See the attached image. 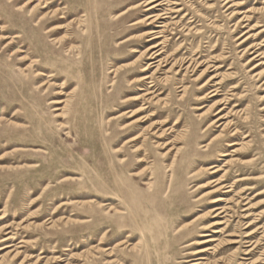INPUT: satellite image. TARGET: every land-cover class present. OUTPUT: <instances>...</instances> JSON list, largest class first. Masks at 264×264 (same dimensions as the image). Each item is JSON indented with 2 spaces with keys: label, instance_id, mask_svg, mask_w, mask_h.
Returning a JSON list of instances; mask_svg holds the SVG:
<instances>
[{
  "label": "rangeland",
  "instance_id": "obj_1",
  "mask_svg": "<svg viewBox=\"0 0 264 264\" xmlns=\"http://www.w3.org/2000/svg\"><path fill=\"white\" fill-rule=\"evenodd\" d=\"M145 1L0 0L1 264H264V0Z\"/></svg>",
  "mask_w": 264,
  "mask_h": 264
},
{
  "label": "bare ground",
  "instance_id": "obj_2",
  "mask_svg": "<svg viewBox=\"0 0 264 264\" xmlns=\"http://www.w3.org/2000/svg\"><path fill=\"white\" fill-rule=\"evenodd\" d=\"M164 1H166V0H148V1H145L144 2V4H145V6L146 7H149V9L147 10V11H155L156 9H158L159 7H161V6H163V4H164ZM41 2V1H40ZM50 3L49 2H47V3H45V6L43 7V8H47L48 6L47 5H49ZM140 5H143V3H141ZM137 7H140V6H136L135 8H137ZM134 8V9H135ZM60 9H58V10H56V11H54V12H50V13H48V14H55V13H57V12H60L59 11ZM110 11V9H108V10H105L104 11V13H108ZM92 12H93V15H94V9L92 10ZM157 13V12H156ZM45 16H47V15H44V17ZM82 17H84V16H82ZM158 17L159 16H157V17H150L149 19L150 20H152V21H154L155 19H158ZM94 19V18H93ZM116 21H117V23L118 22H120L121 21V14H119L118 16H117V18H116ZM88 29H92V26H91V23H90V25L88 26ZM94 40H99V39H103V38H105V31H98V28H96V27H94ZM158 34H160L159 32H156V31H152V33L151 34H149V35H151V36H157ZM19 36H16L15 38H18ZM159 37H153L151 40H155V39H158ZM58 40V39H57ZM129 40H127V41H125V42H123L122 44H124V43H126V42H128ZM120 45H121V43H120ZM105 47V49H106V46H104ZM160 47V44H159V46H152V47H150V48H148L146 51H145V54L146 55H149V54H151V57H149V59H157L158 57H160L161 55H163V51H162V49H160V50H156L155 51V49H158ZM104 49V50H105ZM154 65V63H150V64H148L147 66H146V68L143 70V72L144 73H147L148 71H150V69H152V68H154L155 66H153ZM159 65H160V62H159ZM189 67H190V65H189ZM189 67H188V69H189ZM258 67L259 66H257L255 69H258ZM157 69H159V66H157ZM156 69V70H157ZM121 71V70H120ZM113 72H118V70H114ZM112 72V73H113ZM39 75V74H38ZM41 75H43V74H41ZM258 76H261V73L260 74H257ZM153 80H154V74H152V75H144V76H141L138 80H136V81H134V83H137V84H143V83H145V82H147V81H149L150 83L149 84H153L154 82H153ZM166 81H168V78L166 79ZM39 87H42V86H39ZM38 87V88H39ZM152 87H154V85H151V87H150V89L149 90H147V92L144 94V95H142V96H138V97H135V98H133V99H127L126 101H125V103L126 104H129V103H133V102H141V101H149V102H152V101H156V103H155V105H159V100H158V98H155L154 99V97H151V98H149L150 96H152L153 95V92H150V90L152 89ZM184 93H186V92H184ZM148 98V99H147ZM51 104L52 105H62V104H64V101H62V100H58V101H53V102H51ZM57 107V106H56ZM146 108H140V109H137V110H134V111H128V112H126L125 114H128V113H131V115H130V118L131 117H134V115H136V114H138L140 111H143V110H145ZM61 110V108H56L54 111H60ZM224 109H221L218 113H222V111H223ZM124 114V115H125ZM61 115L62 114H59V115H57L56 117H61ZM121 118V116H118V117H115V118H112L110 121H117V120H119ZM224 119H226L225 117H220L219 119H217L216 121H214V123H212L211 125H213V124H219L222 120H224ZM140 120L139 119H137L136 120V122H132L131 124H127V125H125L124 127H122V130L124 131V130H127L131 125H133L134 123H137V122H139ZM210 125V126H211ZM227 126V125H226ZM225 126V127H226ZM63 128H65V129H67L68 127L65 125V124H63ZM130 132V131H129ZM155 134V133H154ZM235 135V134H234ZM143 138V136H142V134H140V135H137V136H135V137H133V138H131L130 140H128L126 143H134V142H137L138 140H140V139H142ZM160 139L161 138H163V132L160 134V137H159ZM236 146H239V144L238 143H236V142H233V143H231V144H229V147H236ZM236 151L237 150H234L233 152L234 153H236ZM121 149H116L115 151H114V154H118V156L121 154ZM136 153H138L139 152V150H136L135 151ZM227 154H223V156H226ZM144 160H142V159H140L139 160V163H141V162H143ZM122 163H125V160L124 161H122ZM246 163H249V162H246ZM245 163V164H246ZM120 164H121V162H120ZM34 166H28V168H33ZM120 167H121V165H120ZM214 169V167H210V168H208V170H213ZM220 171H222L221 169H215L213 172H212V174H216V173H218V172H220ZM141 175V172H139V173H132L131 174V177H139ZM259 178H256V177H247V178H242V179H240V180H238V183H241V182H252V181H254V180H258ZM69 180H72V179H69V178H66V179H64L63 180V182H65V181H69ZM223 181V180H222ZM219 185H220V187L216 190V191H214V192H210V193H208V194H205L202 198H205V197H207V196H209L210 194H214V193H218V192H220V191H225V189H227V188H230V187H227V185L226 184H224V183H218ZM217 184V185H218ZM201 187V186H200ZM203 187V186H202ZM248 189V188H247ZM229 192H231V190L229 189V190H226L224 193H229ZM202 198H200V199H202ZM225 201V199L223 198V197H217V198H214L213 200H212V204H214L215 205V207L213 208V210L211 211V213L213 214V217L214 218H217V217H220V215L222 214V213H224L223 211H221V208H220V204L222 203V202H224ZM244 211H248V210H244ZM250 216H245L244 217V219H248ZM205 217H198L196 220H202V219H204ZM4 219V216H1L0 217V220H3ZM210 223V222H209ZM50 224H56V222H50ZM224 223H214L213 224V226H206V227H204L203 228V230H209V229H211V228H213V227H216V226H218V225H223ZM252 225H253V223H248L247 224V226H246V228L245 229H250L251 227H252ZM189 227H191V226H186V227H180V228H178V232L177 233H182L184 230H186V229H188ZM6 229H9V228H6ZM214 233H221L220 231H215ZM257 232H246V235H245V238L244 239H246L245 241L243 240V239H241V241L239 240V239H230V241L227 243V245H239V244H243V242H244V244H247L248 243V241L247 240H250L251 238H253L254 237V235L256 234ZM8 234H11V232H8L6 235H8ZM205 237H208V239L207 240H205V241H203V242H200V244L199 245H210L211 246V244L212 243H216L218 240H217V238L216 237H214V236H209L208 234L205 236ZM228 237H230V238H239V236H237V235H233V234H231V235H229ZM14 238L12 237V236H8L7 238H5V239H3L1 242H3V243H8L9 241H11V240H13ZM21 243H24V242H21ZM124 246H126L124 249H129V252L131 253V252H135V251H137V249H138V246H132L131 244H129L128 242H126V241H122L121 242V247H124ZM6 247H8V246H6ZM248 247H251V246H248ZM3 248H0V251L2 250ZM123 250V249H122ZM209 250H212V248H210V247H208V249H205V250H200L199 252H197V254L198 255H203V254H205V253H208L209 252ZM111 250L110 249H103V252L104 253H108L109 252V254H107L109 257H112L113 255H114V253H113V251L114 250H112L111 252H110ZM99 252V251H98ZM254 253V249H251L249 252H246V254L245 255H247V256H250V255H252ZM3 260H4V257H0V264L3 262ZM117 264L118 263V261L117 260H114V261H109L107 264ZM122 264V263H121Z\"/></svg>",
  "mask_w": 264,
  "mask_h": 264
}]
</instances>
